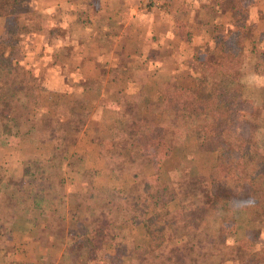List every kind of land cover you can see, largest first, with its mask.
<instances>
[{
    "label": "rangeland",
    "instance_id": "obj_1",
    "mask_svg": "<svg viewBox=\"0 0 264 264\" xmlns=\"http://www.w3.org/2000/svg\"><path fill=\"white\" fill-rule=\"evenodd\" d=\"M30 1L27 0L25 16H20L19 19L10 18L5 20L0 18V46L4 48L6 56L9 55L12 61L23 68L17 74L18 81L21 83L20 87L23 91L31 92V101H35L34 103L31 102V108L34 110L31 114L17 108L16 115L11 109V104L6 107L0 104V114L4 112L9 115L10 112V115H14V119H17L18 116L17 120L23 124L18 128L19 134L17 137H9L7 143L0 146V264L16 263L14 260V247L10 246L12 231L9 226L11 217L8 216L7 212L10 205L7 195L10 192L17 193L16 191L22 192L23 195L35 193V196L44 197L39 205L46 206L48 204L50 210H52V203H55L56 197L60 196L65 188L70 190L68 200L69 216H65L64 213L63 216L66 220L62 223L50 210L45 208L44 211L48 214L44 219L46 229L41 231L45 237L48 235L53 237V232L62 246L55 243V249L48 246L42 247L38 263L35 264H58L61 256L53 260L51 255L55 252L59 253L60 250L61 255L66 253L76 256V264H111L107 257L112 254L116 257L119 256L121 264H125L123 258L127 255L123 250L126 251L129 244H149L141 229L138 227L131 228L132 226H121L122 233L120 235L124 239L119 240L117 246L123 248L101 247L96 232L102 229L106 223L109 224L116 219L117 209L130 207L129 202L133 196L143 197L142 191L143 193L146 191L144 185L147 184L159 183L171 190L176 196L159 211L163 220L172 221L189 215H196L198 213L199 197L197 194H192L191 189L198 183L200 178H206L212 172L217 154L216 152H207L211 153L214 158L212 160L211 158L202 159L201 162L197 161L200 162V165H197L193 162L195 158L192 157V152L188 148L173 153L174 145H179L184 138L197 140L195 137L186 136L183 123L173 120L170 116L156 114V123L171 128L174 133L169 154L166 156L159 153L139 155L129 149L132 137L124 134L125 131L120 122L124 124L132 121L140 126L142 124L141 117L146 112L149 101L140 103V107H136L135 101L139 98H128L129 102L126 104L124 112L116 114L113 120H109V106L111 105H108L109 108L104 119L97 111V99L101 95V89L97 88V83L94 81L86 80L76 84V82L67 78L68 80L64 81L65 86L60 87V89L62 88L61 92L58 90L56 92L47 91L43 87L44 73L37 71L39 68H35L36 71L33 72L31 68L23 66V64L32 63V52L30 53V50L33 41L26 36L29 31L38 27L42 21L39 15L31 13ZM262 1L259 0V20L264 15V3ZM257 2L258 0H226L224 5H221L222 7L215 10V13L218 10H221L222 13L228 9L231 11V7H233L234 14L230 21L233 30L214 29L217 30V32L214 31L215 39L221 42V38H225L228 44L236 45L239 48L240 43L238 40L248 38L250 34L244 36L239 31L231 35L236 29L235 23H241L250 33L251 26H247L245 23L249 21L251 15L249 10ZM212 6H214V3L207 4L206 10L213 9ZM215 16L216 14L213 15V17ZM20 33L22 35L19 37L18 34ZM62 34L61 28L57 26L54 36H56L55 39L58 43ZM14 35L15 38L19 37V41L11 44L10 39L12 40ZM217 43L218 41H215V44ZM211 56L207 54L205 62L212 61L214 63L215 60L218 61V58ZM48 58L35 59V62L39 64L47 63ZM23 70L30 73L27 75ZM259 71L264 73V67H259ZM80 80L83 79L80 78ZM219 81L221 79L217 77L216 82ZM67 84H71V87ZM197 85L198 89L194 88V90L202 94L209 89L211 82H202ZM171 87L176 88L175 86ZM159 88H157L156 98L150 102H156ZM234 92H239L242 97L240 84L238 87H232L230 93ZM232 97L233 94H230L229 99H232ZM243 99L247 100L246 98ZM247 101L249 105L245 109L243 107L241 113L247 114L251 111L252 114L245 115L247 121L251 126L259 129V132H262L264 130V102L255 105L249 100ZM12 103L14 104V102ZM97 114L100 115L98 119ZM159 116H161V121H157ZM111 117H113L112 114ZM25 120L27 121L25 122ZM256 130H253L252 137L250 136L251 141L249 142L251 145L247 146V150L264 157V138L259 137L258 140H255L256 135L254 133ZM97 132L100 136H97ZM80 134H82L81 137ZM90 138L93 139L92 142L95 147H99V153L104 160L106 170L115 179L119 180L118 184L116 187H110L108 184L105 188L98 189L95 171L87 169L81 171L80 177L71 178L70 180L73 183L69 182L66 186L59 185L57 181L62 180L56 177L57 169H54L58 165L68 163L73 167L80 166L83 164V159L88 160L89 158L92 162L93 153L91 154L90 147L88 149L86 146L84 147L90 141ZM48 145H52V153L47 158H43L49 153ZM197 146L200 151L205 152L198 142ZM33 147H35V153H33ZM47 160H50L51 165ZM8 165L11 167H8ZM17 166L22 168L19 169ZM24 171L31 173L33 178L23 177ZM9 180L11 183L6 185ZM26 201L29 203V200ZM17 207L21 209L28 208L27 206H23L24 208ZM101 209H104L101 215L102 218L92 223L90 220L93 218H89L87 215L93 213L97 217L98 211ZM63 210L66 211V208ZM261 231H264V218L254 220L246 211L237 210L234 212L233 222L226 223L221 227L222 239L220 242H213L207 245L206 249L194 252L193 259L189 257L191 255H185V248L181 247L185 246L183 245L184 241L179 245L180 242L172 241L169 236H167L163 246L156 252L165 256H171L172 254L170 263L174 264L178 263V258L184 257L192 260L190 262L192 264H226L227 259L234 260L235 264L242 263L244 260L250 264L253 260L252 256L249 257V255L256 249L258 251L259 233ZM142 237L145 238V243L142 242ZM87 238L90 241L92 240L95 247L92 248V251L84 249L83 243ZM258 264H264V253H261L260 250Z\"/></svg>",
    "mask_w": 264,
    "mask_h": 264
},
{
    "label": "crops",
    "instance_id": "obj_2",
    "mask_svg": "<svg viewBox=\"0 0 264 264\" xmlns=\"http://www.w3.org/2000/svg\"><path fill=\"white\" fill-rule=\"evenodd\" d=\"M225 1L31 0V13L39 15L42 21L26 36L33 41L30 50L32 63L23 66L31 68L33 72L36 71L35 68H39L37 71L44 73L43 87L47 91L61 92L60 87L65 86L67 78L76 84L86 80L96 82L97 88L101 89L97 111L104 119L110 107L109 120H113L116 114L124 112L128 98L138 97L135 105L140 107V103L154 100L157 88L164 83L176 88L198 89V83L208 82L198 80L201 64L207 54L219 58L217 44L225 40L221 38L220 42L215 39L214 31L217 30L214 29L233 30L230 9L223 11L224 13L221 10L215 13ZM209 3H214V10H206ZM257 4L249 10L251 15L245 23L251 26L250 36L238 40L242 97L255 105L264 102V73L259 71V67H264V18L259 20V0ZM57 26L63 33L59 43L54 36ZM215 41L218 43L215 44ZM46 57H49L47 63L41 65L35 62V59L43 60ZM216 62L217 60L214 63ZM67 85L71 87V84ZM98 118L100 115L97 114ZM157 121H161V116ZM254 135L255 140L264 138V130L259 132L257 129ZM97 136H100L98 132ZM91 138L84 147H90L92 162L89 158L83 159L80 166L73 167L66 163L54 168L57 169L55 176L63 181L62 186L73 183L70 179L80 177L81 171L87 169L95 171L98 189H103L108 184L110 187L118 184L119 180L106 170L99 147H95ZM48 148L49 153L43 158L52 153V145H48ZM183 148L192 152V157L195 158L193 162L197 165H200L202 159L214 158L211 153L200 151L193 138H184L179 145H174L172 151L175 153ZM35 152L33 147V153ZM69 194V189H63L50 210L62 223L66 220L64 213L65 216L70 214ZM7 212L11 217L10 246L14 247V260L17 264L38 263L42 247L55 249V243L62 246L53 232V237L48 235V238L41 232L46 229V212L31 207L21 209L11 204ZM142 242H146L144 237ZM142 245L146 246V243ZM107 247L115 248L113 245ZM261 248H264V231L259 233L258 251ZM256 251L257 249L252 252ZM60 255L61 250L50 257L55 260ZM227 260L226 264H235L234 260ZM123 263L133 264L128 256L123 258ZM238 264L248 262L244 260Z\"/></svg>",
    "mask_w": 264,
    "mask_h": 264
},
{
    "label": "trees",
    "instance_id": "obj_3",
    "mask_svg": "<svg viewBox=\"0 0 264 264\" xmlns=\"http://www.w3.org/2000/svg\"><path fill=\"white\" fill-rule=\"evenodd\" d=\"M27 0H0V18L19 19L25 16ZM234 8L231 7V17ZM23 13V14H21ZM264 18V15L262 16ZM236 29L231 34L241 32L248 36V30L241 23H235ZM239 24V25H238ZM25 33V32H24ZM19 37L22 33L18 34ZM19 37L10 39L11 44L19 41ZM1 44V42H0ZM219 58L216 63L202 62L199 81H211L209 89L198 93L194 89L172 88L164 83L158 90L156 102H148L146 112L142 115V124L137 126L132 121L120 124L124 134L132 137L129 149L139 155L159 153L169 154L173 144L174 133L171 128L156 123L155 115H167L185 125L186 136L195 137L205 152H216L215 166L206 178H200L191 189L192 194L199 197L198 213L194 216L178 218L172 221L162 219L161 211L176 196L167 187L155 183L144 185L146 191L141 196H133L130 207L117 209V216L111 223L105 224L96 232L101 247L113 245L119 247L118 241L124 239L121 226H133L141 229L148 240V245L131 243L123 252L133 264H174L171 256L160 255L156 251L163 246L167 236L174 242L184 241L185 255L206 249L213 242H220L221 227L233 222L234 212L246 211L254 220L264 218V157L247 150L256 127L251 126L242 109L249 105L239 92L230 93L233 86H239L241 57L239 48L227 41L218 44ZM23 68L6 56L0 46V104L10 106L17 115V108L31 114L32 93L23 91L18 81V72ZM27 75L30 72L23 70ZM219 77L221 81L216 82ZM233 94L232 99L229 95ZM14 102V104L12 103ZM14 115L0 114V146L7 143L9 137L18 136V128L22 122L14 119ZM27 120H25L26 122ZM24 122V123H25ZM123 132V131H122ZM47 162L51 165L50 160ZM42 173V172H41ZM33 178L31 173L23 172V177ZM11 181H7L9 185ZM60 185L61 181H57ZM10 192L8 202L14 206H27L42 212L50 210L48 204L40 206L43 196L23 195L22 192ZM25 198V199H22ZM35 196V197H34ZM23 200V201H21ZM29 200V203L26 201ZM45 212V211H44ZM90 211L88 210V213ZM104 209L98 211L97 217L87 215L92 223L100 220ZM84 249L95 248L92 240L86 239ZM123 248V247H119ZM264 253V248L259 249ZM87 251V252H88ZM95 251V250H94ZM85 252V253H87ZM83 253V255H85ZM58 264H76V256L62 254ZM254 264L259 262V251L251 254ZM111 264H121L119 256L107 257ZM177 264H192L188 257L178 258ZM159 262V263H158Z\"/></svg>",
    "mask_w": 264,
    "mask_h": 264
}]
</instances>
